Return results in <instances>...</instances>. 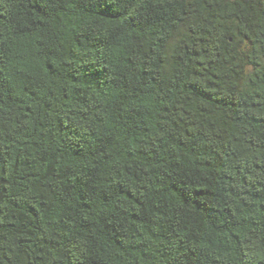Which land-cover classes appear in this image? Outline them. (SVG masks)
<instances>
[{
  "label": "trees",
  "instance_id": "1",
  "mask_svg": "<svg viewBox=\"0 0 264 264\" xmlns=\"http://www.w3.org/2000/svg\"><path fill=\"white\" fill-rule=\"evenodd\" d=\"M0 264H264V0H0Z\"/></svg>",
  "mask_w": 264,
  "mask_h": 264
}]
</instances>
